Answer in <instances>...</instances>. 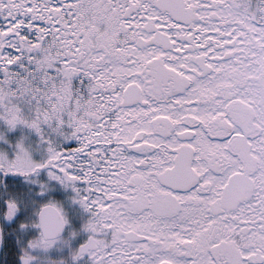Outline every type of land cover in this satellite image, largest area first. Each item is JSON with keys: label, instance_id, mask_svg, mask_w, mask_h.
<instances>
[{"label": "snow or ice", "instance_id": "obj_1", "mask_svg": "<svg viewBox=\"0 0 264 264\" xmlns=\"http://www.w3.org/2000/svg\"><path fill=\"white\" fill-rule=\"evenodd\" d=\"M0 264H264V0H0Z\"/></svg>", "mask_w": 264, "mask_h": 264}]
</instances>
